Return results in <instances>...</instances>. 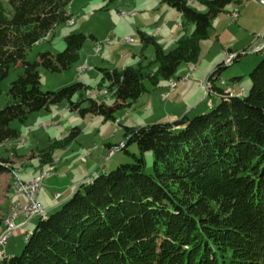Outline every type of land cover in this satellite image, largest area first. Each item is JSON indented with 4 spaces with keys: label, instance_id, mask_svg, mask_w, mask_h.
Here are the masks:
<instances>
[{
    "label": "trees",
    "instance_id": "obj_1",
    "mask_svg": "<svg viewBox=\"0 0 264 264\" xmlns=\"http://www.w3.org/2000/svg\"><path fill=\"white\" fill-rule=\"evenodd\" d=\"M5 1H0V94L11 67L21 66L23 73L9 85L10 102L0 109V145L18 137L12 121L23 124L52 104L67 100L80 117L114 120L115 111L131 107L144 93L141 72L130 67L100 69L114 91L112 106L88 99L81 109L72 100L85 90L83 83L41 91L38 69H70L87 41L83 34L69 35L63 52L40 54L35 63L25 59L29 49L70 22L73 0ZM161 1L194 27L191 39L179 41L172 52L157 51V75L169 80L180 64L196 61L211 21L236 0H202L206 13L191 8L189 0ZM224 69L218 65L207 78L219 94L216 82ZM249 79L247 95L222 96L203 115L126 129L120 150L133 143L140 157L81 182L58 210L37 216L21 255L1 264H264V57ZM78 134L75 130L71 140ZM146 153L153 155L151 173Z\"/></svg>",
    "mask_w": 264,
    "mask_h": 264
},
{
    "label": "rangeland",
    "instance_id": "obj_2",
    "mask_svg": "<svg viewBox=\"0 0 264 264\" xmlns=\"http://www.w3.org/2000/svg\"><path fill=\"white\" fill-rule=\"evenodd\" d=\"M201 1L189 0L188 4L197 12L206 13L207 8ZM239 1H245L244 7L236 1L231 10L211 21L206 39L199 42L196 61L183 62L176 75L166 80L157 75V51L167 54L176 49L179 41L191 39L194 27L186 24L182 16L169 11L164 4L159 7L160 0H152L153 3L147 5V0H73L67 14L70 22L59 25L48 39L29 49L25 59L35 63L40 54L55 56L65 50V37L83 34L87 37L80 52L83 65L77 67L81 64L77 62L59 73L40 67L41 91L58 92L83 83L85 90L72 100L80 103L81 109L88 107V99L112 106L114 91L101 75L97 78L96 68L121 72L129 67L141 72L145 91L131 107L115 111L114 120L103 116L80 117L64 100L31 114L23 124L10 123L18 137L0 145V159L6 161H0V237L7 229L10 213L29 206V202L38 201L41 206V202L54 203L55 195L67 189L69 193H63L65 196L48 210L52 213L75 194L81 182L113 171L119 165L134 163L133 156L140 157L135 144H129L125 151L120 150L126 142V129L160 123L171 115L181 119L188 113L189 118H193L217 107L222 96L247 95L251 88L249 75L264 57V6L261 0L259 4L263 9L254 2L251 4L252 0ZM247 5H251L250 12L256 16L254 23L243 16ZM131 13L135 15L130 16ZM128 37L134 40L126 45L123 40ZM220 64L225 69L216 82L222 90L219 94L212 91L207 78ZM86 66L91 67L92 72L87 70L81 75L80 68ZM22 73L21 66L10 68L1 86L0 109L10 102L8 87ZM205 89L213 94L206 95ZM174 90L177 93L170 98ZM75 130L79 134L71 140ZM145 160L147 173H151L153 155L146 153ZM25 221V216L15 220L17 229L7 242L8 249L14 246L16 254L13 256L21 255L25 240L39 219L36 216ZM5 247L0 246L3 255Z\"/></svg>",
    "mask_w": 264,
    "mask_h": 264
},
{
    "label": "built area",
    "instance_id": "obj_3",
    "mask_svg": "<svg viewBox=\"0 0 264 264\" xmlns=\"http://www.w3.org/2000/svg\"><path fill=\"white\" fill-rule=\"evenodd\" d=\"M264 6V4H263ZM134 39L131 38V37H128L127 39H124L123 42L125 44H130ZM230 61V60H229ZM91 68L86 66L84 67V69L79 72L81 75L87 71V70H90ZM205 93L206 95H208L209 93L211 92H208L206 89H205ZM113 153V152H112ZM33 185V184H32ZM36 185V188H37V182L34 184ZM31 187V186H30ZM22 188V186L20 187ZM33 189H34V186H33ZM21 190V189H20ZM61 197V194L57 193L55 195V200H58L60 199ZM29 206H25V207H21L19 210L17 209V211H15L13 214H12V217L10 219V221L8 222L7 224V229L5 231V233L0 237V246L1 247H4L6 246L10 236L13 234V232L17 229V225L15 224V220L19 217V216H25V219L26 221L25 222H28L30 221L32 218L38 216L39 214H41L42 212L46 211V209L43 208V206H41L39 204L38 201H31L29 202L28 204ZM26 224V223H24ZM23 224V225H24ZM3 253H0V259H3Z\"/></svg>",
    "mask_w": 264,
    "mask_h": 264
},
{
    "label": "crops",
    "instance_id": "obj_4",
    "mask_svg": "<svg viewBox=\"0 0 264 264\" xmlns=\"http://www.w3.org/2000/svg\"><path fill=\"white\" fill-rule=\"evenodd\" d=\"M237 1V3L240 5V4H242V5H240V6H243V2H245V1H241L242 3H240V1L239 0H236ZM155 2H156V0H155ZM256 3L257 4V6L258 7H261L260 6V4H259V0H252V2H251V4L252 3ZM149 3H153L152 2V0H147V2L145 3V5H147V4H149ZM160 4H162L163 5V3H162V1L160 0V3H159V7H161L160 6ZM235 5V3H233V4H231V5H229L227 8H226V10L225 11H228V10H231L232 9V7ZM251 6V5H250ZM250 6H246V10H245V12H244V14H243V16H247L248 17V19H249V21H251V22H255L256 20V16H255V14H254V12L252 13V12H250ZM244 7V6H243ZM242 7V8H243ZM168 8V7H167ZM229 8V9H228ZM169 9V8H168ZM261 9H263L262 7H261ZM172 9H170L169 11H171ZM249 12V13H248ZM178 13V12H177ZM225 13V12H224ZM179 14V16L181 17V14L180 13H178ZM264 20V19H263ZM260 24H263L262 23V21H260ZM253 25H256V23L255 24H253ZM262 35H264V33H262ZM94 41H95V43L97 44L98 42H97V40H96V38L94 37V39H93ZM125 44V43H124ZM126 45H129V44H126ZM81 54V53H80ZM81 60H82V58H81V55H80V58H79V63H81ZM87 61H85V63H86ZM87 64V63H86ZM81 65H83L82 63L81 64H79L77 67H79V66H81ZM100 69H102V68H100ZM100 69H97L96 68V70H97V78L101 75L100 74ZM91 70V69H90ZM91 72H92V70H91ZM86 73V72H85ZM96 76V75H95ZM177 89V88H176ZM177 93V91L176 90H174L172 93H171V95H170V98L172 97V95H175ZM169 98V99H170ZM187 116H189L188 115V113L186 114ZM185 115V116H186ZM172 117H168V119L167 120H164L163 122H174V121H176V120H178L179 118L176 116V115H171ZM8 142V141H7ZM7 142H5V143H7ZM10 142V141H9ZM5 143H3V144H5ZM63 193L64 194H67V193H69V191L67 190V189H65L63 192H61V193H59V194H61V197H60V199L59 200H57V201H60L65 195H63ZM57 201H54V203H53V201L52 202H41L42 204H43V206L46 208V211H44V213H49L48 212V210L55 204V202H57ZM23 225V224H22ZM21 225V226H22ZM9 243V242H8ZM8 243H7V245H6V247H5V249H4V252L6 253V254H8V257H11V256H13V254L15 255L16 254V251H15V249H14V246L12 247V248H10V249H8L9 247H8ZM5 254V255H6ZM7 256V255H6Z\"/></svg>",
    "mask_w": 264,
    "mask_h": 264
},
{
    "label": "bare ground",
    "instance_id": "obj_5",
    "mask_svg": "<svg viewBox=\"0 0 264 264\" xmlns=\"http://www.w3.org/2000/svg\"><path fill=\"white\" fill-rule=\"evenodd\" d=\"M261 2H262V4H264V0H261ZM126 14H124V16H125ZM130 16H133V15H135L134 13H131V14H129ZM84 68L82 67V68H80V72L83 70ZM119 151V150H118ZM40 179V178H39ZM32 182V181H31ZM40 185V184H39ZM37 186H38V184H37ZM15 189V188H14ZM44 212H42L41 214H43ZM11 215L8 217V219H7V222H6V226H7V224H8V222L10 221V219H11V217H12V214L13 213H10ZM40 215V214H39ZM46 215H47V213H46Z\"/></svg>",
    "mask_w": 264,
    "mask_h": 264
}]
</instances>
